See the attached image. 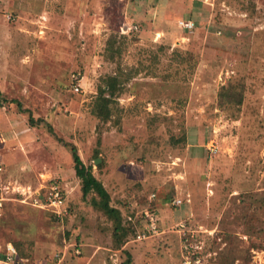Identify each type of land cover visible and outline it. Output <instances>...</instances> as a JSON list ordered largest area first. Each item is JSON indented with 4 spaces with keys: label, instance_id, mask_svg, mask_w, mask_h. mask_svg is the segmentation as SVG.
<instances>
[{
    "label": "rangeland",
    "instance_id": "374dc122",
    "mask_svg": "<svg viewBox=\"0 0 264 264\" xmlns=\"http://www.w3.org/2000/svg\"><path fill=\"white\" fill-rule=\"evenodd\" d=\"M0 91L4 195H65L60 221L4 206L0 264L12 246L29 264H264V0H0ZM148 206L160 230L137 238Z\"/></svg>",
    "mask_w": 264,
    "mask_h": 264
},
{
    "label": "trees",
    "instance_id": "16d2710c",
    "mask_svg": "<svg viewBox=\"0 0 264 264\" xmlns=\"http://www.w3.org/2000/svg\"><path fill=\"white\" fill-rule=\"evenodd\" d=\"M117 83H118V81L115 77H109L106 79V87L101 88L99 90V96L97 98V102H98L97 106L98 107H97L96 114L104 122H107L111 118V109H110L109 104L111 102L112 96L115 94V91L118 87ZM107 91H109V94H110L109 96H106V94H105ZM225 95L226 94L224 93L223 96H225ZM2 97L3 96H2V93L0 91V99H2ZM239 99L241 101V96H239ZM1 101L2 100H0V103H1ZM30 120H31V123L33 125L34 124L33 118H30ZM64 145L66 147H68L71 151L72 158L74 161L75 175L80 179L81 190H82L83 194L84 195L94 194L93 196L95 197V199H94L95 204L107 215L108 218L112 219V221L115 225V235L118 234V232L120 230L122 231L124 228L121 211L118 208L110 205V201L107 198V196L105 195L106 192H105V189H104L102 182L100 180H98L95 177V175L93 174L92 166L85 165V163L83 162L82 158L80 157V155L78 153L77 146L73 143H65V142H64ZM10 202H6L4 204V206ZM145 209H143L142 212ZM147 209L153 211V210H155V207L154 206H148ZM45 211H48V210H45ZM48 212L57 221L61 220V218L57 217L56 215H54L50 211H48ZM129 215L132 217H135L133 212H131ZM141 219H142V217H141ZM141 219L139 218L137 221V222H139L141 229L140 228L137 229V231L135 232V236L138 234V232L142 231L144 228V224L142 223L143 220H141ZM248 223H249V221L247 220V224ZM250 223H251V229L254 228L257 230H261L259 227H256L254 225L253 220H250ZM67 235L69 238L70 237L69 233ZM263 246H264V243H262L261 247H263ZM79 253L80 252H78V254ZM194 258L195 257L193 256V259Z\"/></svg>",
    "mask_w": 264,
    "mask_h": 264
},
{
    "label": "built area",
    "instance_id": "2783aa9c",
    "mask_svg": "<svg viewBox=\"0 0 264 264\" xmlns=\"http://www.w3.org/2000/svg\"><path fill=\"white\" fill-rule=\"evenodd\" d=\"M182 26L184 28H190L192 27V23L182 22ZM2 171H3V166L0 163V173ZM9 188L10 187L3 188L2 185H0V214L6 202H10L11 200H16L22 203L24 201L26 202L29 199L31 200L33 205H35V207L40 208V209L42 208L48 211L52 210L54 213L57 214V211H54L53 207L57 206L58 204L62 205L63 200L65 199L63 188H61L58 183H55L51 187H43L42 189H40L38 193L35 192L34 194L32 193V195H31V190L28 187H26L27 189L25 188V190H27V193H22L20 190H18L19 194L21 195L20 198H17V197L15 198L7 197L6 198L4 194L7 193ZM155 212L156 210L151 211L149 209H145L142 212V217L145 220V223H144L143 230L140 232L143 234L141 235L138 233L137 238L154 235L156 234V232L160 230L159 225H158L159 221L155 215L156 214ZM59 215L57 214V217H59ZM129 219L132 221L133 217H129ZM58 260H59V257H58ZM4 261L6 262H4L3 264H29L30 263L29 261H25V262L19 261L17 257V250L13 246L8 247L7 257Z\"/></svg>",
    "mask_w": 264,
    "mask_h": 264
}]
</instances>
